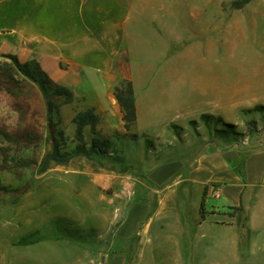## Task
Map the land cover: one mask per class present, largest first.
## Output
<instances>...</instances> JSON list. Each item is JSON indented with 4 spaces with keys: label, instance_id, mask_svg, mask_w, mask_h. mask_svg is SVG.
<instances>
[{
    "label": "rangeland",
    "instance_id": "obj_1",
    "mask_svg": "<svg viewBox=\"0 0 264 264\" xmlns=\"http://www.w3.org/2000/svg\"><path fill=\"white\" fill-rule=\"evenodd\" d=\"M139 2L132 50L115 69V86L133 85L137 123L125 130L116 100L96 110L97 136L136 135L119 145L123 163L78 156L42 171L53 147L76 144L72 119L86 100L53 99L50 114L30 81L15 95L0 91V130L16 141L0 138V264H264V246L231 245L219 227L194 224L193 196L187 221H150L161 193L144 180L156 163L187 159L205 144L246 148L264 131V109H254L264 108V0ZM83 134L89 145L90 129ZM223 205L209 197L205 207ZM225 212L244 226L240 211ZM34 230L48 239L14 245Z\"/></svg>",
    "mask_w": 264,
    "mask_h": 264
},
{
    "label": "crops",
    "instance_id": "obj_2",
    "mask_svg": "<svg viewBox=\"0 0 264 264\" xmlns=\"http://www.w3.org/2000/svg\"><path fill=\"white\" fill-rule=\"evenodd\" d=\"M143 10L139 0H0V55L37 60L55 83L83 97L95 111L113 107L116 64L132 50ZM252 139L246 148L205 144L187 159L151 167L144 180L161 195L150 221L165 216L187 221L184 210L193 196L194 224L219 227L231 245L264 246V131ZM208 186L218 188L217 199L224 204L209 209L215 214L208 216L227 218L225 211L241 208L244 226L237 215L199 220ZM209 197L206 192L205 210Z\"/></svg>",
    "mask_w": 264,
    "mask_h": 264
},
{
    "label": "trees",
    "instance_id": "obj_3",
    "mask_svg": "<svg viewBox=\"0 0 264 264\" xmlns=\"http://www.w3.org/2000/svg\"><path fill=\"white\" fill-rule=\"evenodd\" d=\"M249 0H243L245 3ZM241 2H237L240 4ZM1 58L6 59L7 62L0 64V91H6L10 95H15L17 91L23 88L25 81L37 85L45 97L48 112L51 114L54 110V105L51 102L53 99H62L65 103H71L75 99V95L64 87L63 85L55 83L48 74L42 70L37 60L31 59L25 62H20L15 55L1 54ZM126 60V59H125ZM119 64L117 63L116 66ZM114 98L119 106L124 128L127 132L137 123V108L136 96L132 83L129 80L123 79L119 85L114 87ZM257 112L264 109L262 106L254 108ZM208 116L202 115L201 119L207 123ZM99 115L93 107H87L77 112L72 123L75 127V141L74 147L68 151L60 152L57 147H53L48 156V161L43 163L42 171H46L49 162L56 165L68 164L74 157L82 156L88 160L96 159H110L117 163H123L124 158L119 155L121 153L119 145L122 142L129 141L134 144L137 142L136 135H120L115 134L113 137H99L97 136L96 127L99 124ZM231 129L232 126L226 125ZM89 128L92 135L90 144L85 141L84 129ZM228 131L223 133V139H227ZM0 138L6 142L14 143L15 139L7 132L0 130ZM147 147L148 142L144 143ZM207 189H204L200 207L199 216L200 220L204 221L208 215H213L215 212L206 211L204 209V197ZM233 210L242 212L241 208H232ZM57 223V220H55ZM57 225V224H56ZM48 239L46 234H42L40 230H34L25 235L20 236L14 242L15 246H29L37 244L41 241Z\"/></svg>",
    "mask_w": 264,
    "mask_h": 264
},
{
    "label": "built area",
    "instance_id": "obj_4",
    "mask_svg": "<svg viewBox=\"0 0 264 264\" xmlns=\"http://www.w3.org/2000/svg\"><path fill=\"white\" fill-rule=\"evenodd\" d=\"M207 193L211 196V197H213V198H219V196H220V191L218 190V188L217 187H215V186H208L207 188Z\"/></svg>",
    "mask_w": 264,
    "mask_h": 264
}]
</instances>
